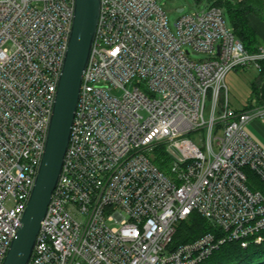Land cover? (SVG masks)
<instances>
[{
    "label": "built area",
    "instance_id": "1",
    "mask_svg": "<svg viewBox=\"0 0 264 264\" xmlns=\"http://www.w3.org/2000/svg\"><path fill=\"white\" fill-rule=\"evenodd\" d=\"M62 172L28 264H200L264 243V104L227 102L254 68L209 6L170 28L156 0H99ZM74 0H0V264L21 225L72 25ZM163 168V170L161 169ZM192 214L213 229L172 246Z\"/></svg>",
    "mask_w": 264,
    "mask_h": 264
},
{
    "label": "water",
    "instance_id": "2",
    "mask_svg": "<svg viewBox=\"0 0 264 264\" xmlns=\"http://www.w3.org/2000/svg\"><path fill=\"white\" fill-rule=\"evenodd\" d=\"M99 11V0H74L72 25L57 82L44 151L21 225L1 264H28L32 256L40 223L46 215L62 172Z\"/></svg>",
    "mask_w": 264,
    "mask_h": 264
},
{
    "label": "trees",
    "instance_id": "3",
    "mask_svg": "<svg viewBox=\"0 0 264 264\" xmlns=\"http://www.w3.org/2000/svg\"><path fill=\"white\" fill-rule=\"evenodd\" d=\"M211 6L227 11L234 35L248 52H254L258 47L257 38L249 26L247 16L254 14L264 20V2L262 0L234 2L219 0L213 2ZM256 87L254 84L253 90H256ZM161 169L163 170V168ZM205 233H213V229L202 217L192 214L188 220L178 225L172 239V246L189 243ZM200 264H264V243L249 245L246 249L241 248L238 243H226Z\"/></svg>",
    "mask_w": 264,
    "mask_h": 264
},
{
    "label": "rangeland",
    "instance_id": "4",
    "mask_svg": "<svg viewBox=\"0 0 264 264\" xmlns=\"http://www.w3.org/2000/svg\"><path fill=\"white\" fill-rule=\"evenodd\" d=\"M219 0H156L157 5L161 8L167 17L170 28L173 27L175 21L182 14H190L193 12L202 11L212 5V2H217ZM182 12H178V10ZM223 11V18L226 23V27L232 30V24L227 11L221 8ZM229 76L226 79V85L228 87V101L229 106L232 109H240L243 104L254 103V99L251 97L252 83L254 82L253 76L256 74L254 68L248 69H235L229 72ZM244 106V105H243ZM258 124H253V121L248 124L247 130L251 137L257 143H259L262 148H264V122H256ZM255 138H254V137Z\"/></svg>",
    "mask_w": 264,
    "mask_h": 264
},
{
    "label": "crops",
    "instance_id": "5",
    "mask_svg": "<svg viewBox=\"0 0 264 264\" xmlns=\"http://www.w3.org/2000/svg\"><path fill=\"white\" fill-rule=\"evenodd\" d=\"M230 1L234 2V1H241V0H230ZM262 1L264 2V0H262ZM247 20H248L249 26L251 27V29L253 30V32L256 35L257 46L258 47H264V20L261 19L259 16H256L254 14H249L247 16ZM229 74L230 73H228L227 76L225 77V85H226V79L229 76ZM252 80L254 82L252 83V86H251L252 87L251 97L254 99L255 102L254 103L250 102L247 105L243 104L244 106L242 105V107L240 109H237V110L233 109V110L242 111V110L247 109V108L250 109L252 107H256L259 103L264 104V76H260V74L256 71V74L253 76ZM254 84H256V86H257L256 90H253ZM226 87H227V85H226ZM227 102L229 105L228 87H227ZM261 121L264 122L261 119L254 120L253 124H258L256 122H261ZM255 140H257V139L255 138Z\"/></svg>",
    "mask_w": 264,
    "mask_h": 264
}]
</instances>
